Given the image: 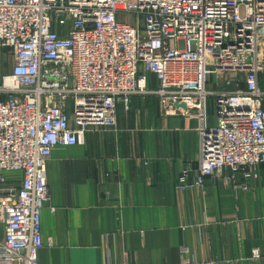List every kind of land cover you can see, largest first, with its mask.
Segmentation results:
<instances>
[{
	"label": "built area",
	"instance_id": "2783aa9c",
	"mask_svg": "<svg viewBox=\"0 0 264 264\" xmlns=\"http://www.w3.org/2000/svg\"><path fill=\"white\" fill-rule=\"evenodd\" d=\"M0 49L14 62L0 83V264H39L53 151L116 130L117 105L135 96L198 120L196 186L264 165V0H0Z\"/></svg>",
	"mask_w": 264,
	"mask_h": 264
},
{
	"label": "crops",
	"instance_id": "0c3cea01",
	"mask_svg": "<svg viewBox=\"0 0 264 264\" xmlns=\"http://www.w3.org/2000/svg\"><path fill=\"white\" fill-rule=\"evenodd\" d=\"M6 55L0 49V65ZM4 75L0 68V83ZM149 87H158L152 76ZM216 120L209 98L206 125ZM199 126L165 112L155 95L135 96L117 105L116 130L93 129L84 145L57 147L39 264H264V165L249 181L225 170L196 186ZM187 168L190 186L182 188ZM6 178L20 188L21 175Z\"/></svg>",
	"mask_w": 264,
	"mask_h": 264
},
{
	"label": "rangeland",
	"instance_id": "374dc122",
	"mask_svg": "<svg viewBox=\"0 0 264 264\" xmlns=\"http://www.w3.org/2000/svg\"><path fill=\"white\" fill-rule=\"evenodd\" d=\"M130 20L132 21V22H134V23H138V20L137 19H135V18H130ZM4 51H7V54L8 55H6V58L3 60V63H2V65H0V68L1 69H3L4 71H5V75H8V74H10V72H11V68H12V66H13V61H12V59H11V56H10V53H11V51L10 50H8V49H3ZM10 52V53H9ZM4 75V76H5ZM221 77H224L223 75H220V78ZM211 80H213V84H215L216 83V80H215V77L214 76H212V78H211ZM261 82L262 83H264V71H263V74L261 75ZM263 87V86H262ZM264 88V87H263ZM210 99H212V98H210ZM216 125H217V120H216ZM215 125V126H216ZM214 126V127H215ZM199 161V160H198Z\"/></svg>",
	"mask_w": 264,
	"mask_h": 264
}]
</instances>
